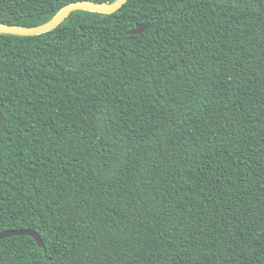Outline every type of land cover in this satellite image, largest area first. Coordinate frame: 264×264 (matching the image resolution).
I'll return each instance as SVG.
<instances>
[{
	"label": "trees",
	"instance_id": "obj_1",
	"mask_svg": "<svg viewBox=\"0 0 264 264\" xmlns=\"http://www.w3.org/2000/svg\"><path fill=\"white\" fill-rule=\"evenodd\" d=\"M73 1L0 0V22ZM11 229L44 246L1 239L0 264H264V0H128L0 33Z\"/></svg>",
	"mask_w": 264,
	"mask_h": 264
},
{
	"label": "water",
	"instance_id": "obj_2",
	"mask_svg": "<svg viewBox=\"0 0 264 264\" xmlns=\"http://www.w3.org/2000/svg\"><path fill=\"white\" fill-rule=\"evenodd\" d=\"M128 0H114L112 2H99L93 0H77L63 6L51 19L39 25H19L0 22V33L32 36L49 32L60 25L74 11H92L104 14H112L118 11ZM149 26L137 25L129 31L130 34L143 33ZM29 235L32 236L40 247L44 246L40 235L33 229H11L0 232V240L6 237Z\"/></svg>",
	"mask_w": 264,
	"mask_h": 264
}]
</instances>
